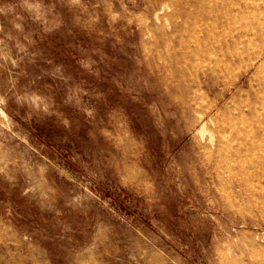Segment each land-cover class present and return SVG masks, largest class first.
Listing matches in <instances>:
<instances>
[{
	"label": "rangeland",
	"instance_id": "1",
	"mask_svg": "<svg viewBox=\"0 0 264 264\" xmlns=\"http://www.w3.org/2000/svg\"><path fill=\"white\" fill-rule=\"evenodd\" d=\"M236 20L264 0H0V264H264L258 121L187 51Z\"/></svg>",
	"mask_w": 264,
	"mask_h": 264
},
{
	"label": "bare ground",
	"instance_id": "2",
	"mask_svg": "<svg viewBox=\"0 0 264 264\" xmlns=\"http://www.w3.org/2000/svg\"><path fill=\"white\" fill-rule=\"evenodd\" d=\"M237 15L235 13V18ZM237 21L229 22L231 31L224 37H217V45L206 39L205 46L198 45L187 51L195 58L193 66L201 73V84L207 89L209 86L221 88V103L210 107V119L222 115L232 118L238 112L243 117L250 114L258 121L255 135L258 139L243 140L240 148L254 151L259 147L263 151L259 166L264 171V20L253 27H243ZM253 31L261 37L260 41L251 35ZM235 67H239V72H233ZM244 98L250 99L247 110L237 105Z\"/></svg>",
	"mask_w": 264,
	"mask_h": 264
}]
</instances>
